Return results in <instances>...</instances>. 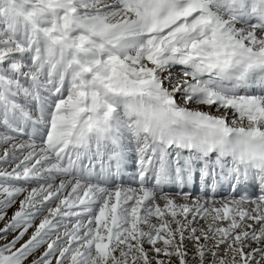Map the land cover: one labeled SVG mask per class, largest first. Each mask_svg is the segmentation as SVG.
<instances>
[{
    "label": "snow or ice",
    "instance_id": "snow-or-ice-1",
    "mask_svg": "<svg viewBox=\"0 0 264 264\" xmlns=\"http://www.w3.org/2000/svg\"><path fill=\"white\" fill-rule=\"evenodd\" d=\"M0 222V264H264V0H0Z\"/></svg>",
    "mask_w": 264,
    "mask_h": 264
},
{
    "label": "bare ground",
    "instance_id": "bare-ground-1",
    "mask_svg": "<svg viewBox=\"0 0 264 264\" xmlns=\"http://www.w3.org/2000/svg\"><path fill=\"white\" fill-rule=\"evenodd\" d=\"M183 155H185V152H184ZM105 159H107V158H105ZM171 159L172 160H175V153L172 154ZM126 161H127L126 166H125L124 170L121 171V175H120V177H118V180H122V183H124L125 185H128V184H130L132 182V176H133V174L137 170V157H136V154H135L134 151L129 152L127 154ZM182 161H180V163H182ZM212 162H213V159H209V163H212ZM85 163H87V161H85ZM203 166H204V164L200 160H196V161L193 162V167H194L195 170H198L199 167H203ZM96 171H99V165H98V163H97ZM127 180H128V182L126 183ZM208 182H211V180L209 179ZM200 192H201V190L199 192L193 193L192 195L193 196H198V195H200ZM165 193L174 195V193L171 192V191L170 192H165ZM14 211H15V208L14 207L13 208H10L8 210V216L10 217ZM0 227H3V222H0ZM30 232H31V230H30ZM13 235L14 234H9L8 235V239L11 240ZM25 239H27V236L25 237Z\"/></svg>",
    "mask_w": 264,
    "mask_h": 264
},
{
    "label": "rangeland",
    "instance_id": "rangeland-1",
    "mask_svg": "<svg viewBox=\"0 0 264 264\" xmlns=\"http://www.w3.org/2000/svg\"><path fill=\"white\" fill-rule=\"evenodd\" d=\"M22 101H23V100H21L20 102L23 103ZM7 240H10V239H8V237H7ZM5 242H7V241H6V240H3V239H2V240L0 239V244H3V243H5ZM21 242H23V241H21ZM17 246H19V245H17Z\"/></svg>",
    "mask_w": 264,
    "mask_h": 264
}]
</instances>
